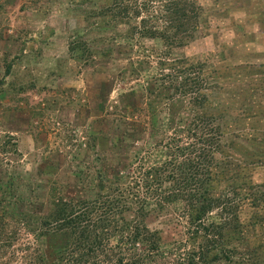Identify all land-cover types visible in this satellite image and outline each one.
Returning <instances> with one entry per match:
<instances>
[{
  "label": "rangeland",
  "instance_id": "374dc122",
  "mask_svg": "<svg viewBox=\"0 0 264 264\" xmlns=\"http://www.w3.org/2000/svg\"><path fill=\"white\" fill-rule=\"evenodd\" d=\"M137 1H144L143 13L154 14L167 0ZM198 1L202 17L196 36L174 53L204 62L203 73L218 83L213 102L236 122L229 131L245 130L252 120L261 125L264 0ZM101 2L0 0V264H30L39 250L45 255L58 244L36 236L24 214L33 210L31 223L37 224L50 186H70L86 170L83 190L96 188L95 175L102 167L97 160L113 155L106 141L114 140L113 129L127 126L123 120L139 123L141 139L147 136V102L155 88L153 77L158 78L153 75L159 59L173 57L152 50V40H126L122 25L97 27L98 17L91 12ZM77 37L91 52L81 56L79 49L69 50ZM131 96L139 101L143 96L135 112L128 103ZM236 148L235 157L241 155ZM259 169L253 181H264ZM174 214L157 213L148 223L163 228L169 239L177 238L182 231L169 220ZM254 233L264 241L260 229Z\"/></svg>",
  "mask_w": 264,
  "mask_h": 264
},
{
  "label": "trees",
  "instance_id": "16d2710c",
  "mask_svg": "<svg viewBox=\"0 0 264 264\" xmlns=\"http://www.w3.org/2000/svg\"><path fill=\"white\" fill-rule=\"evenodd\" d=\"M142 4L102 0L91 13L97 27L122 25L126 40H152V50L173 57L159 59L153 75L147 136L141 139L139 123L123 120L127 126L106 141L113 155L97 160L96 188L83 190L86 170L73 177L75 185L50 186L37 224L33 210L24 214L36 236L58 241L30 264H264L263 237L254 233L264 235V181L252 180L264 170V113L261 125L252 120L245 130L229 131L236 122L213 102L218 83L203 73L204 62L174 53L196 36L198 0H167L154 14L143 13ZM75 49L91 52L79 37L70 42ZM128 103L135 112L143 96ZM167 210L181 225L177 238L148 223Z\"/></svg>",
  "mask_w": 264,
  "mask_h": 264
}]
</instances>
